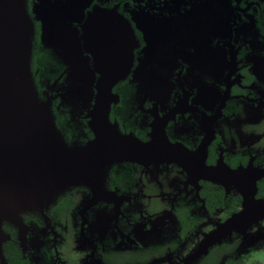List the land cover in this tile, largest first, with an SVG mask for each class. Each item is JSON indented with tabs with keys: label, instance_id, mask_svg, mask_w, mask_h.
<instances>
[{
	"label": "flooded vegetation",
	"instance_id": "1",
	"mask_svg": "<svg viewBox=\"0 0 264 264\" xmlns=\"http://www.w3.org/2000/svg\"><path fill=\"white\" fill-rule=\"evenodd\" d=\"M94 7L133 32L117 53L107 23L88 62L128 69L108 120L141 146L94 187L71 185L42 211L21 212L22 246L3 222L7 264L12 255L19 264H264V0H91L85 16ZM46 50L54 76L32 70L41 98L66 76ZM135 78L153 87L138 91ZM51 102L68 145L94 138L91 107Z\"/></svg>",
	"mask_w": 264,
	"mask_h": 264
},
{
	"label": "water",
	"instance_id": "2",
	"mask_svg": "<svg viewBox=\"0 0 264 264\" xmlns=\"http://www.w3.org/2000/svg\"><path fill=\"white\" fill-rule=\"evenodd\" d=\"M90 1L35 0L29 8L28 0H0V264H7L2 243L9 239L3 222L18 228L22 246L21 212L50 204L71 185L94 187L112 163L134 157L129 148L138 142L120 136L108 120L109 104L117 98L112 87L128 69L113 75L117 66L88 62V54L96 59L110 22L117 53L123 52L124 40L133 32L124 18L111 16L113 11L94 7L85 16ZM35 22L42 47L66 65L64 81L56 89L60 105L70 111L91 107L94 138L83 146L64 141L52 111L56 96L41 98L36 88L31 69ZM56 83L57 79L52 85ZM137 87L142 91L153 85L140 81ZM225 235L222 229L206 235L197 255Z\"/></svg>",
	"mask_w": 264,
	"mask_h": 264
},
{
	"label": "trees",
	"instance_id": "3",
	"mask_svg": "<svg viewBox=\"0 0 264 264\" xmlns=\"http://www.w3.org/2000/svg\"><path fill=\"white\" fill-rule=\"evenodd\" d=\"M33 0H28V7L30 8L31 3ZM35 27L37 30L33 50H32V61H31V68L32 70H35V68H39V72L42 74V78L50 77L52 78L54 74H50V72L47 73V63L46 59L49 56L48 50L41 47L39 39H38V29L39 25L37 22H35ZM10 264H19L18 257H15L14 255L11 256V259L9 260Z\"/></svg>",
	"mask_w": 264,
	"mask_h": 264
},
{
	"label": "rangeland",
	"instance_id": "4",
	"mask_svg": "<svg viewBox=\"0 0 264 264\" xmlns=\"http://www.w3.org/2000/svg\"><path fill=\"white\" fill-rule=\"evenodd\" d=\"M260 259H261V260H264V254H261V255H260Z\"/></svg>",
	"mask_w": 264,
	"mask_h": 264
}]
</instances>
